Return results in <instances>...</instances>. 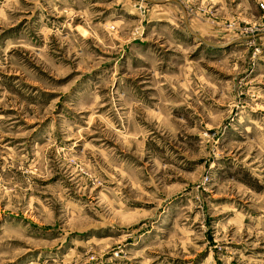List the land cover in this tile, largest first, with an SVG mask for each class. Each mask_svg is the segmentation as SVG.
<instances>
[{
	"label": "rangeland",
	"instance_id": "rangeland-1",
	"mask_svg": "<svg viewBox=\"0 0 264 264\" xmlns=\"http://www.w3.org/2000/svg\"><path fill=\"white\" fill-rule=\"evenodd\" d=\"M0 264H264V0H0Z\"/></svg>",
	"mask_w": 264,
	"mask_h": 264
}]
</instances>
